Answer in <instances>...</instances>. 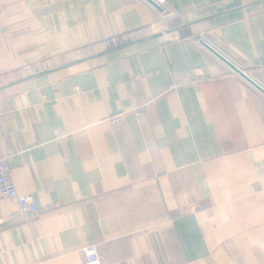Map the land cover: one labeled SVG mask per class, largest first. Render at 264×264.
Here are the masks:
<instances>
[{
  "label": "crops",
  "instance_id": "obj_1",
  "mask_svg": "<svg viewBox=\"0 0 264 264\" xmlns=\"http://www.w3.org/2000/svg\"><path fill=\"white\" fill-rule=\"evenodd\" d=\"M165 3L0 0V157L48 208L0 197V264H264V95L197 42L264 87V0Z\"/></svg>",
  "mask_w": 264,
  "mask_h": 264
},
{
  "label": "built area",
  "instance_id": "obj_2",
  "mask_svg": "<svg viewBox=\"0 0 264 264\" xmlns=\"http://www.w3.org/2000/svg\"><path fill=\"white\" fill-rule=\"evenodd\" d=\"M159 6L161 11V17L165 16H176V12L168 9L165 0H153ZM198 43H205L204 37L199 36L197 38ZM217 50V49H216ZM204 77L199 75V81H203ZM169 90L175 88V86L169 87ZM153 101H145L141 109L147 110ZM55 137H60L61 132L59 130L54 131ZM12 159L11 153H6L0 157V197L9 198L14 201L17 205L16 211L11 215L12 221H29L40 216L48 208L41 209L33 199L32 195L20 193L17 189L14 181L12 180L10 173V161ZM189 207L192 210L198 209L199 207L191 202ZM2 222V220H0ZM86 255V261L84 264H102L101 259L98 257L94 246H88L84 249Z\"/></svg>",
  "mask_w": 264,
  "mask_h": 264
},
{
  "label": "water",
  "instance_id": "obj_3",
  "mask_svg": "<svg viewBox=\"0 0 264 264\" xmlns=\"http://www.w3.org/2000/svg\"><path fill=\"white\" fill-rule=\"evenodd\" d=\"M147 1L151 3L152 5L159 8L157 3H155L153 0H147ZM203 44L210 52H212L221 61H223L234 73L238 74L247 83H249L251 86H253L255 89H257L260 93L264 95V87L261 84H259L254 78H252L246 71L239 68L234 62L229 60L227 57H225L222 53H220L218 50H216L214 47H212L208 43L205 42Z\"/></svg>",
  "mask_w": 264,
  "mask_h": 264
}]
</instances>
